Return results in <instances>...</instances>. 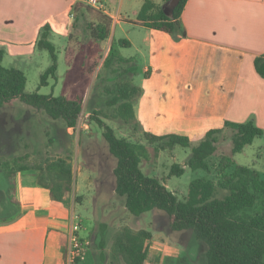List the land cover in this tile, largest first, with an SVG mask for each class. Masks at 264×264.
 Segmentation results:
<instances>
[{
	"label": "crops",
	"instance_id": "crops-1",
	"mask_svg": "<svg viewBox=\"0 0 264 264\" xmlns=\"http://www.w3.org/2000/svg\"><path fill=\"white\" fill-rule=\"evenodd\" d=\"M84 1L0 0L2 60H31L44 25L50 28L51 43L52 38L67 41L72 6ZM111 1L100 0V10L112 18L110 45L115 42L110 40L112 32L122 30L126 21L108 11L105 3ZM151 1L163 5V0ZM180 21L186 37L178 42L128 22L138 29L134 39H126L135 57L119 61L142 62L139 86L133 84L136 73L128 75L139 88L132 101L137 129L184 136L193 144L226 121L253 120L264 133V78L254 68L255 58L264 54V0H187ZM37 174L18 171L12 185H6V201L0 205V264H74L68 238L73 218L65 203L53 201L38 184ZM149 232L144 264H167L177 252L182 253L181 262L191 263L185 248L172 244L163 231ZM89 250L88 258L77 264H110L111 247Z\"/></svg>",
	"mask_w": 264,
	"mask_h": 264
},
{
	"label": "trees",
	"instance_id": "trees-1",
	"mask_svg": "<svg viewBox=\"0 0 264 264\" xmlns=\"http://www.w3.org/2000/svg\"><path fill=\"white\" fill-rule=\"evenodd\" d=\"M168 1L163 0V5L158 6L151 0H144L136 20L130 23L164 32L173 41H180L186 37L180 15L187 0H180L173 9H163ZM71 18L74 22L81 20L85 24L84 36L93 42L100 44L109 39L112 18L99 8L76 2L72 6ZM49 35L50 28L44 25L34 45L37 51H47L52 60V64L40 77V86L46 85L49 78L56 79V48L50 42ZM129 47L126 39L112 42L103 66L107 67L114 60L117 48ZM78 50V41L71 38L69 31L63 50L65 65L71 66ZM1 62L0 55V108L18 99L28 107L43 112L50 119L62 121L66 129L76 128L82 112V99L27 94L24 91L26 78L23 72L6 68ZM254 68L264 78V54L255 58ZM104 92L108 96V106H116L114 118L126 125L133 123V129L137 130L139 126L135 123L132 101L138 95L139 88L115 84L105 87ZM95 121L102 129L109 154L116 161L112 171L115 179L114 193L124 199V209L128 213L136 217L153 210L166 213L171 230L192 231L195 238L206 245L207 264H264V178L251 167L234 166L230 157L240 153L255 139L264 137L263 131L253 120L244 123L226 121L221 128L208 130L196 144L184 136H156L141 132L144 141L148 145H154L159 151L176 146L191 148L192 154L185 166L208 174L215 172L216 181L206 178L193 180L184 200H179L158 178L143 173L140 163L141 157L146 154L144 145L117 136L101 119L96 118ZM223 133L229 135L231 155L221 156L218 163L211 166L208 159L215 154L218 136ZM260 150L264 151V146ZM28 158L23 155L12 160L17 166L13 176L18 171H35L38 173V184L48 190L53 201H70L73 174L69 159H46L40 165L27 163ZM183 172L184 168L173 164L169 176H180ZM105 230V226L100 224L96 236L98 250L106 248ZM150 239L151 233L145 229L134 230L126 225L121 226L113 237L110 264H120L119 260L122 264H144L147 256L145 243ZM79 261L80 259H75L73 263L77 264ZM181 263L185 264L184 261Z\"/></svg>",
	"mask_w": 264,
	"mask_h": 264
},
{
	"label": "rangeland",
	"instance_id": "rangeland-1",
	"mask_svg": "<svg viewBox=\"0 0 264 264\" xmlns=\"http://www.w3.org/2000/svg\"><path fill=\"white\" fill-rule=\"evenodd\" d=\"M143 1L112 0L105 3L111 14L121 15L126 19L122 30L116 28L112 32L111 41L134 39L138 29L130 26L128 22L136 20ZM81 3L88 5L86 0ZM71 23V38L77 40L79 45L77 55L71 66L65 65L63 47L66 39L57 41L52 38L56 48V79L49 78L46 85L39 84L42 73L52 64L47 51H38L31 60L13 61L4 57L1 62L6 68L23 72L26 78L24 91L27 94L66 96L83 101L80 121L71 133L67 132L62 121L52 120L18 99L0 108V205L5 204L6 185L13 183V175L17 170V166L12 163L13 159L27 155V163L40 165L46 159H69L72 164L73 184L70 201L65 205L68 214L78 226L77 237L85 251L80 261L88 258L89 249L96 248V236L101 224L106 229V248L111 247L114 235L124 225L134 230H161L172 244L185 248L191 258L190 264H207L206 245L198 241L192 231L171 230L166 213L153 210L136 217L124 209V199L114 193L115 179L112 171L116 161L109 154L107 143L102 137V129L98 127L95 119L103 120L117 136L144 145L146 154L141 157V170L145 175L164 182L179 200L186 199L193 180L206 178L216 181L215 172L208 174L203 170H191L185 166L191 157V148L176 146L159 151L154 145H148L144 141L141 131L133 129V123L126 125L120 119L114 118L116 106H108V96L104 88L115 84L132 85L128 76L132 72L136 73L133 84L139 86L143 80L142 62L137 59L130 64L119 62L123 57H135V50L117 48L114 60L107 67L103 66L110 49L109 39L97 44L84 36L85 24L81 20L74 22L71 18ZM216 146L215 154L208 159L211 166L216 165L221 156L231 155L229 135L220 134ZM263 146L264 137L255 139L240 153L230 156L234 166L251 167L264 178V151L260 150ZM173 164L184 168L182 175L169 176ZM181 255L182 253L177 252L168 259L167 264H182L179 261ZM90 263V260L85 262Z\"/></svg>",
	"mask_w": 264,
	"mask_h": 264
},
{
	"label": "built area",
	"instance_id": "built-area-1",
	"mask_svg": "<svg viewBox=\"0 0 264 264\" xmlns=\"http://www.w3.org/2000/svg\"><path fill=\"white\" fill-rule=\"evenodd\" d=\"M87 4L92 7H96L101 9V3L100 0H86ZM72 226L70 228V233H69V259H71L72 263L75 259H83V254H84V249L81 247L82 245L79 242V239L77 237V231H78V226L77 224L74 223L72 220Z\"/></svg>",
	"mask_w": 264,
	"mask_h": 264
},
{
	"label": "water",
	"instance_id": "water-1",
	"mask_svg": "<svg viewBox=\"0 0 264 264\" xmlns=\"http://www.w3.org/2000/svg\"><path fill=\"white\" fill-rule=\"evenodd\" d=\"M180 0H169L165 6H163V9H173L175 8Z\"/></svg>",
	"mask_w": 264,
	"mask_h": 264
}]
</instances>
